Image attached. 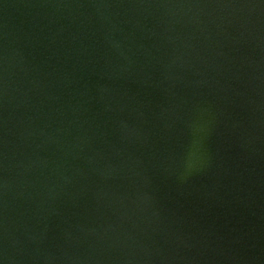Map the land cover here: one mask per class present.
<instances>
[{"label": "water", "instance_id": "1", "mask_svg": "<svg viewBox=\"0 0 264 264\" xmlns=\"http://www.w3.org/2000/svg\"><path fill=\"white\" fill-rule=\"evenodd\" d=\"M0 264H264V0H0Z\"/></svg>", "mask_w": 264, "mask_h": 264}]
</instances>
